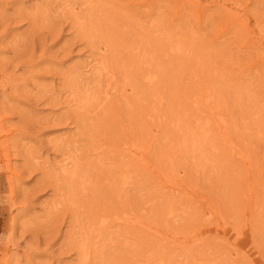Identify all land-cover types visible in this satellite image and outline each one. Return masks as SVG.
Listing matches in <instances>:
<instances>
[{"label": "rangeland", "instance_id": "374dc122", "mask_svg": "<svg viewBox=\"0 0 264 264\" xmlns=\"http://www.w3.org/2000/svg\"><path fill=\"white\" fill-rule=\"evenodd\" d=\"M155 263L264 264V0H0V264Z\"/></svg>", "mask_w": 264, "mask_h": 264}, {"label": "bare ground", "instance_id": "6f19581e", "mask_svg": "<svg viewBox=\"0 0 264 264\" xmlns=\"http://www.w3.org/2000/svg\"><path fill=\"white\" fill-rule=\"evenodd\" d=\"M146 79V78H145ZM140 151V150H139ZM138 152V151H137ZM156 264V263H155ZM158 264H161V263H158Z\"/></svg>", "mask_w": 264, "mask_h": 264}]
</instances>
